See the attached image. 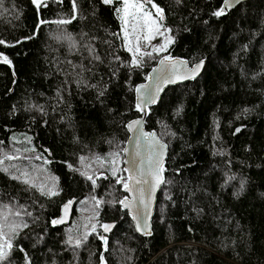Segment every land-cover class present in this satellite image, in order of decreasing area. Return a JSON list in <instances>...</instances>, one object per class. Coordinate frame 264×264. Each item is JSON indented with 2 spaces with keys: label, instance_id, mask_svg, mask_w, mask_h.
Returning <instances> with one entry per match:
<instances>
[{
  "label": "trees",
  "instance_id": "16d2710c",
  "mask_svg": "<svg viewBox=\"0 0 264 264\" xmlns=\"http://www.w3.org/2000/svg\"><path fill=\"white\" fill-rule=\"evenodd\" d=\"M223 2H147L163 10L171 43L133 67L120 0H75V10L73 0H0V159L20 157L0 165L12 244L0 240V264H264V0L218 17ZM164 57L206 65L147 110L145 130L168 155L152 232L141 237L120 205L122 151L127 124L142 117L136 87ZM22 171L36 187L12 178ZM74 198L70 225L54 227ZM103 225L112 229L104 254Z\"/></svg>",
  "mask_w": 264,
  "mask_h": 264
},
{
  "label": "water",
  "instance_id": "95a60500",
  "mask_svg": "<svg viewBox=\"0 0 264 264\" xmlns=\"http://www.w3.org/2000/svg\"><path fill=\"white\" fill-rule=\"evenodd\" d=\"M248 1L250 0H231V6L225 8V0H224L221 9L222 8L224 9V13H228L236 9L241 4L246 3ZM163 22L164 19L162 23ZM160 60L149 72L147 80L136 87V89L140 88L141 92L138 93L135 90V104L137 106V103L140 102L143 106V110L140 111V113L142 114L141 118L130 121L126 126L129 137L122 151L124 171L125 169L131 170L133 167L142 166L143 169L145 170V173H147V169L149 167V163H148L149 157H151V159L154 161L157 158V155L161 152H162L161 166L163 168L168 155V147L159 138V136L155 131L147 132L145 130L144 124H145L147 110L149 108L156 106L159 103L162 95L168 88L175 87L178 85H183L185 83H189L191 81L197 80L203 73L206 65V59L192 66H189L188 62L181 58H170L169 60L165 61V65L163 66L160 64ZM172 62H177L175 64V69L171 67ZM197 64H200L201 67L199 71L195 74V76L190 78H185V73L190 72V70L193 67H195ZM173 71L175 72L174 75H173ZM166 75L170 76L174 82L169 83L166 82L164 79L158 80V78H163ZM157 83L160 84V89H161L158 93L155 90ZM150 94L155 96V101L151 103L148 102V100L150 99ZM134 121H140V124L133 125L132 129L130 130L128 126L130 124H133ZM147 134H151V135L149 136ZM161 146H163L162 149ZM137 153H139V155H137ZM141 159L143 160V165H140L139 163ZM133 161H135L136 163L134 164ZM125 173L127 176V183H129L130 185L133 184L134 183L133 181L128 180L130 171H125ZM161 176L164 181L163 173H161ZM147 179L151 181L152 177L147 176ZM163 183H160L155 188V190L151 192L150 195L148 191V185L135 184L136 189H141V188L143 189L142 196L139 191L137 192L128 191L125 190V188L123 187V192L125 193L126 196L122 200L126 201L130 205V207H125L124 204L120 203L121 208L130 217L135 233L141 237L149 236L152 232V219L154 217L157 195ZM119 184H122V181ZM141 198L145 201V203H147L148 205L147 208H145L143 203H140ZM78 201L79 198H74L61 205L59 215L55 220L62 219L63 222L58 224L53 223L54 227L63 228L70 225L74 217L76 204ZM65 205H68L67 211H65ZM145 223L147 225V228L142 227V225ZM110 232H112V229H109L108 231L103 230L100 232L99 235V239L101 240L103 246V254L107 250V242H108L105 236L109 235Z\"/></svg>",
  "mask_w": 264,
  "mask_h": 264
},
{
  "label": "snow or ice",
  "instance_id": "6c2138e0",
  "mask_svg": "<svg viewBox=\"0 0 264 264\" xmlns=\"http://www.w3.org/2000/svg\"><path fill=\"white\" fill-rule=\"evenodd\" d=\"M102 2L106 5L114 4L115 0H102ZM150 2V0H120V6L116 7V13L118 19L121 21V31L123 33V44L124 47L126 48L127 51H129L132 54V61L131 65L133 67H139L141 65V62L143 61V58L145 56L147 57H152L153 53L159 54L160 52L166 51L167 45L171 43V38L168 37L166 38V41L162 43L159 46H154L152 48V51L150 52H145L142 51L141 49V40H145L150 42L151 39H154L157 34L159 35H165V33L168 31V29H164V32H161L160 29L163 27L162 21L164 19V14L163 10L156 6L155 4L152 5L153 8L156 9L155 15H153L151 12L145 10V3ZM179 2V0H177ZM34 4L38 5V0H33ZM231 6V0H225V8ZM76 9V3L75 0H73V10ZM224 14V9H220L219 11L215 12L214 15L216 16H221ZM68 21H58V23H67ZM116 35V34H114ZM117 38H120L119 36ZM5 42L3 40H0V44H4ZM96 59H99V57H95ZM169 57H164L163 59L160 60V64L163 66L165 65V61L169 60ZM3 62L4 63H10L8 58L5 56L3 57ZM177 62H172L171 67L175 69V64ZM183 63V62H180ZM201 65L197 64L195 67H193L190 72L185 73V78H190L194 77L195 74L199 71ZM155 71V70H154ZM175 72L173 71V75ZM159 79H164L166 82L172 83L174 82L170 76H165L163 78H158ZM156 92L158 93L160 89V84H156L155 88ZM136 91L138 93L141 92L140 88H137ZM155 101V96L150 94V99L148 102H154ZM137 110L142 111L143 106L140 102L137 103ZM140 121H134L133 124H130L128 127L131 130L133 125H139ZM239 131V129H237ZM151 135V134H147ZM30 139V138H29ZM163 146H161V149ZM139 155V153H137ZM118 154L114 153L113 154V165L117 163V158ZM162 152L157 155V158L153 161L151 157H149V167L147 169V173H145V170L143 167H133L131 170L125 169V171H130V175L128 177V180L133 181V184H129L127 182L124 183V188L125 190L128 191H133L137 192L139 191L141 193V196L143 194V189H136L135 184H140V185H148V191L149 195L151 194L152 191L155 190V188L160 184L163 183V179L161 176V173L163 171V168L161 166L162 164ZM20 157H16L10 154H5L2 159H0V165L4 164V160H13V159H19ZM39 158V157H37ZM84 158L82 157L81 160ZM135 164L136 162L133 161ZM140 165H143V160L141 159L139 161ZM15 167V166H13ZM71 167V165H69ZM7 171V169H4ZM117 171H119L118 168L114 167L113 168V174H115ZM147 176H151L152 180L149 181L147 179ZM30 174L27 171H22L20 173V176H13V179H20L22 183L29 185V187H36L35 183L33 182L32 179L29 178ZM89 179H92L91 177H88ZM55 179V178H53ZM122 178L117 179V183L121 182ZM93 185H95V180L92 181ZM41 194H47V195H56L57 192L53 190H49L47 193L43 191V188L40 189ZM100 202L97 201V204ZM121 204H124L125 207H130V205L126 201H120ZM140 203H143L145 208L148 207L147 203L141 198ZM5 208H9V212H11V208L8 205H4ZM68 205H65V211H67ZM16 216L20 215L19 211H16L14 213ZM30 214V213H29ZM0 217H2L4 222H0V240H3L9 249H11L12 244L10 239L7 238V234L4 231V228L6 226L7 220H8V213H3L0 212ZM63 220H55L53 221L54 224L62 223ZM11 228V231L15 233L16 228L20 227L19 224H12V225H7ZM24 227L27 225L24 224ZM104 230L108 231L109 228L111 227L110 225H103ZM142 227L147 228L146 223L142 225ZM95 228V225H93V229ZM79 243V242H77ZM6 256V253L3 251V245H0V260L4 259Z\"/></svg>",
  "mask_w": 264,
  "mask_h": 264
},
{
  "label": "rangeland",
  "instance_id": "374dc122",
  "mask_svg": "<svg viewBox=\"0 0 264 264\" xmlns=\"http://www.w3.org/2000/svg\"><path fill=\"white\" fill-rule=\"evenodd\" d=\"M45 1H47V0H38V4H41L42 2H45ZM145 10L149 11L153 15H155V8H153L150 4L145 3ZM160 31L164 32L163 29H160ZM168 37L169 36L167 35V33H165V35H163V36L157 34L154 39H151L150 42L145 41V40H141V49H142V51H145V50L146 51H152V48L154 46H157V44H159L160 41L164 43L166 41V38H168ZM142 43H143V45H142Z\"/></svg>",
  "mask_w": 264,
  "mask_h": 264
}]
</instances>
